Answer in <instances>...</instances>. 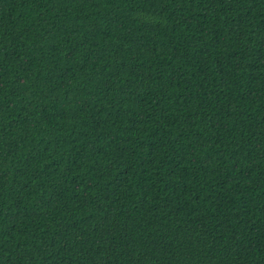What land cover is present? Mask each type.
Here are the masks:
<instances>
[{
	"label": "trees",
	"instance_id": "16d2710c",
	"mask_svg": "<svg viewBox=\"0 0 264 264\" xmlns=\"http://www.w3.org/2000/svg\"><path fill=\"white\" fill-rule=\"evenodd\" d=\"M0 264H264V0H0Z\"/></svg>",
	"mask_w": 264,
	"mask_h": 264
}]
</instances>
